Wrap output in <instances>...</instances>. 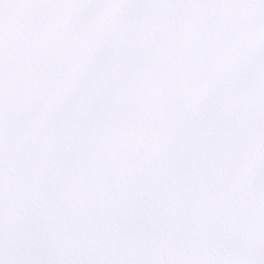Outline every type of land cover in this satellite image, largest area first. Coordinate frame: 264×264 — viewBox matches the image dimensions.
Here are the masks:
<instances>
[{"label":"snow or ice","instance_id":"1","mask_svg":"<svg viewBox=\"0 0 264 264\" xmlns=\"http://www.w3.org/2000/svg\"><path fill=\"white\" fill-rule=\"evenodd\" d=\"M0 264H264V0H0Z\"/></svg>","mask_w":264,"mask_h":264}]
</instances>
